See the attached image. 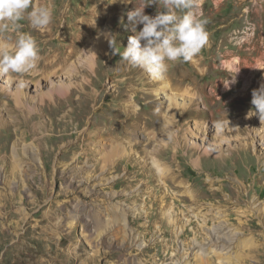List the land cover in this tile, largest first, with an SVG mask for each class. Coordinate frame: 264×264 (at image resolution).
<instances>
[{
    "label": "rangeland",
    "instance_id": "1",
    "mask_svg": "<svg viewBox=\"0 0 264 264\" xmlns=\"http://www.w3.org/2000/svg\"><path fill=\"white\" fill-rule=\"evenodd\" d=\"M140 2L33 0L35 6L52 7L51 24L36 29L27 14L20 21V31L37 41L40 59L31 73L0 75V264H264V123L247 116L251 88L264 83V70L243 68L245 60L264 62V0H195L208 34L194 57L201 69L193 70L191 60L172 62L159 80L113 54L107 38L117 35L116 48L123 52L134 33L119 18ZM69 7L82 10L70 20ZM158 8L152 3L144 12L155 16ZM99 12L106 13L102 23L94 19ZM124 20L126 25V15ZM71 25L76 29H68ZM67 37L80 41L74 55L66 59L73 47L68 43L60 58L74 69L42 76V61L60 53L58 44ZM15 39L0 31V41ZM239 66L253 82L246 85L242 77L218 99L220 88L211 86L218 79L231 81ZM186 68L191 80L180 82ZM164 80L172 87L168 93H176L177 104L183 99L186 107L170 134L163 124L139 128L129 149L130 134L115 140L100 134L105 127L93 126L95 111L79 117L87 94L103 107L129 110L134 95L141 106L142 87L155 89ZM54 87L67 89V95H57ZM245 91L249 96L242 98ZM106 93L112 94L103 99ZM233 94L236 100H230ZM160 95L155 102L164 109L168 102ZM94 141L105 145V153H97ZM122 147L129 155L119 154ZM110 149L113 157L103 162ZM96 155L102 161H95ZM221 183L226 184L216 192L221 199L197 200ZM228 217L234 218L226 224L233 229L230 242L199 254L195 245L212 244L214 226Z\"/></svg>",
    "mask_w": 264,
    "mask_h": 264
},
{
    "label": "clouds",
    "instance_id": "2",
    "mask_svg": "<svg viewBox=\"0 0 264 264\" xmlns=\"http://www.w3.org/2000/svg\"><path fill=\"white\" fill-rule=\"evenodd\" d=\"M121 2L129 4L131 0ZM152 3L159 5L155 16L144 12L145 7ZM195 8V0H150V3L141 0L138 6L124 14L126 25L124 15L119 18V23L134 33L128 37L123 52L116 48L115 34H108L109 46L113 54H119L129 65L143 69L153 79H162L169 62H187L197 56L207 43L206 20L194 11ZM25 14L36 29L47 28L53 19L50 5L35 6L33 0H0V31L16 34L13 43L0 41V75L28 74L37 67L40 59L38 43L30 33L20 31V21ZM139 25L142 28L138 31ZM235 83L234 76L230 82L227 80L225 87ZM251 96L253 107L247 116H258L264 123V83L254 89Z\"/></svg>",
    "mask_w": 264,
    "mask_h": 264
},
{
    "label": "bare ground",
    "instance_id": "3",
    "mask_svg": "<svg viewBox=\"0 0 264 264\" xmlns=\"http://www.w3.org/2000/svg\"><path fill=\"white\" fill-rule=\"evenodd\" d=\"M49 1L53 2L54 0H49ZM81 10H82L81 7L77 8V9L75 8V10L73 8L69 7L68 8V12H69L68 14L69 15L67 16V18L72 20V16L74 17ZM86 15H88V14H85V16ZM105 17H106V13L99 12L97 14L95 13L94 19L97 23H102L101 21H103L105 19ZM68 29L75 30L76 28H75V25H71L68 27ZM68 29L64 28V32L69 33ZM79 42L80 41L77 38L70 39L67 37V38L63 39V41L58 44L61 52L58 54H54V57H52V58H45L42 61L43 62V70H42V72H40L41 75L48 78L51 74H54V73L60 72V71L62 73H64L65 71L70 73L72 71V69H74V67L70 68L69 65L61 62V59H60L62 56L61 54L63 52H65L66 45L68 43H71L73 46L72 50L69 51L66 55V59H69L70 56L74 55L75 49L79 45ZM100 49H96V50L98 51ZM99 56H101V54ZM106 56H107V54L104 53L103 57H106ZM85 58H88L89 59L88 62H91L92 55H88ZM257 59H259V58H257ZM57 61H60V62L58 63ZM191 62H193L192 63V69L193 70L197 69L198 71H200L201 68L199 67V63L197 60L194 59V57L191 59ZM263 63H264L263 61H262V63H260V61L258 60L254 64H252V62L249 63L248 61L245 60V61H243V68H246V70H248V71L250 70L249 73L261 72L262 70H264ZM228 66L231 67L232 64L228 63ZM173 67H172V62H169L168 69L173 68ZM233 67H234V65H233ZM124 68H122V70ZM243 68L240 66L237 68L238 72H237V75L235 76L236 83L231 84L230 87L226 88L225 85H227V82L225 83L221 79H218L216 81V83L213 86H211V88H210L211 91H216V89L220 88L218 93H221V94L218 95V97H217L218 99H221L223 94H226V93L234 90L235 88H237V83L242 77L246 78L245 82H244L246 85L250 81H252V79L250 78L249 75L246 76V73L243 70ZM188 69L189 68L183 69V74H181V76L178 78V80L180 82H183L184 80L185 81L191 80V79H188L186 76L187 72L185 70H188ZM229 82H230V80H229ZM169 84H170L169 81L164 80V81H161L155 89H146V88L142 87L141 96H138L139 97L138 101L141 103V106H139L136 103L137 102V101H135L136 95H134L133 96L134 99H132V101H131V105L133 106V108L129 109V110H121L119 108L110 109L108 107H103L97 103V101H98L97 98L94 99V98H92L91 94H87L86 103L84 104V106H82L81 104L79 105V108H78L79 117L80 118L87 117V115L90 113V111H92V110L95 111V113L97 114L96 115L97 118L95 119L96 121H95V124L93 126H96V124H99V123H103V125L105 127L104 130L102 129L100 134L105 135L107 137L109 136L110 140H115L117 138L116 137L117 135L122 136L125 134H130L131 137L129 138L127 143H128V148L131 149L134 147V144H133L134 137H135L139 128L147 129V128H151L154 125L159 127V126H161V124H163L165 126V128L168 130L167 134H170L169 132L173 128H175L176 125H179L183 121V117L186 115L185 114L186 111L183 109V107H184L183 101L184 100L182 99V102L180 104H177L176 93H168V91L170 89H172L171 85H169ZM249 84H251V83H249ZM246 85H244V88H246ZM122 89H124V88H122ZM251 89L254 90V88H251ZM54 90L57 92V95H59V96L61 95L64 97L65 95H67V93H66L67 89H64V88L61 89L60 87H56V88L54 87ZM184 91L190 92V88L185 87ZM246 91L241 94L243 96L242 98H246L249 96L248 92H246ZM109 94H112V93L102 94L103 99H105ZM160 94H162L163 98H166V100L168 102L167 107H165L164 109L162 108V103H156L155 102L156 99H160V96H161ZM122 95H124V93H122ZM154 95L157 97L154 98ZM232 96L233 97H231L230 100H233V99L236 100L237 99V98H235V97H237V94H233ZM181 97H183L182 93H181ZM202 97L203 96H201V94H200V98L202 100V103L205 106H207L208 105L207 101L205 99H202ZM48 99L50 101H52L50 96L48 97ZM190 100H191L190 102H192L193 104L197 103L196 99H190ZM154 105H157V106L155 107ZM16 106H18V104ZM31 108H33V107L31 106ZM184 108H186V107H184ZM194 110L196 111V109H194ZM227 111L229 113V112H232L233 109L232 110L228 109ZM160 116H162V118ZM121 117H123V119L119 120ZM217 127H219V125H217ZM87 131L88 130L81 132L82 139H84L85 133H87ZM176 136H178V135H176V134L173 135V139H176ZM93 144H94V146H96L97 153H99V152L105 153L104 152L105 145L101 144L100 141H94ZM73 146L74 145L72 144L69 147V149L73 148ZM128 148L122 147L119 150V154L125 155V156L129 155V152H126V149H128ZM248 148H250L249 143L248 142L244 143L242 149L244 151H246V150H248ZM114 152H115V150L110 149L109 154L105 155L106 157H103V159H104L103 162H110L111 158L113 157ZM84 154H85V152H83L82 155H84ZM80 157H81V155L78 158H80ZM86 159H87V157H86ZM94 160L100 162V161H102V156L96 155ZM153 162H154V164H156V166L158 168V172L162 173L164 171V168L157 165V161L154 160ZM112 164H113V166H116V164H114L113 162H112ZM21 165H23V164L22 163L17 164L16 168L18 169ZM104 165L105 164L103 163L102 166H104ZM11 172H13V170H11ZM224 185H226V184L221 183L215 190L214 189L213 190H207L206 194H204V196L206 195L205 197H202V195L198 194L197 200L201 201L202 198H218V199H221V197L219 195H217L216 192L219 191L220 187L222 188ZM236 193H238V191H235V194ZM229 195H230V197L233 196V194H229ZM261 212L264 214L263 211H261ZM169 219H170V221H172V223H175V221H173L172 218H169ZM231 219H234V218L228 217L226 219L227 221H224V223H222V221H219L218 224L215 223L217 226L215 225L214 229H213L214 230L213 231L214 232L213 233L214 242L212 244L210 243L209 246H205V245H201V244L195 245L196 251L199 252V254H201V255H208L214 248L224 249L226 242H230V240L232 238L231 236L233 234L232 233L233 229L227 227V225L229 223L228 221ZM203 221L205 222L206 219L203 218ZM255 258H257L261 261L262 255L258 254L257 256H255Z\"/></svg>",
    "mask_w": 264,
    "mask_h": 264
}]
</instances>
